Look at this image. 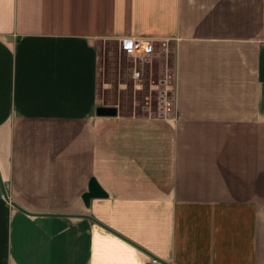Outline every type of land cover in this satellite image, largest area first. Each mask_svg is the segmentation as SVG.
<instances>
[{
  "label": "crops",
  "instance_id": "crops-1",
  "mask_svg": "<svg viewBox=\"0 0 264 264\" xmlns=\"http://www.w3.org/2000/svg\"><path fill=\"white\" fill-rule=\"evenodd\" d=\"M118 37L175 43L172 116L96 113ZM263 173L264 0H0V264H264Z\"/></svg>",
  "mask_w": 264,
  "mask_h": 264
},
{
  "label": "rangeland",
  "instance_id": "rangeland-1",
  "mask_svg": "<svg viewBox=\"0 0 264 264\" xmlns=\"http://www.w3.org/2000/svg\"><path fill=\"white\" fill-rule=\"evenodd\" d=\"M122 38L98 43V105L119 114L172 116L175 43L154 41L152 52L132 58L121 52ZM134 68L138 79L131 76Z\"/></svg>",
  "mask_w": 264,
  "mask_h": 264
},
{
  "label": "built area",
  "instance_id": "built-area-1",
  "mask_svg": "<svg viewBox=\"0 0 264 264\" xmlns=\"http://www.w3.org/2000/svg\"><path fill=\"white\" fill-rule=\"evenodd\" d=\"M120 50L121 52L127 56L136 58L141 54H147L152 52L153 49V41L146 39H138L125 37L120 40ZM131 76L133 79H138L140 77V72L135 68L131 72ZM148 264H167L163 263L156 259H151Z\"/></svg>",
  "mask_w": 264,
  "mask_h": 264
},
{
  "label": "water",
  "instance_id": "water-1",
  "mask_svg": "<svg viewBox=\"0 0 264 264\" xmlns=\"http://www.w3.org/2000/svg\"><path fill=\"white\" fill-rule=\"evenodd\" d=\"M96 113L101 116H110L116 115L117 110L114 107L99 106L96 109ZM104 196H106V192L104 191V189L99 185V183L94 177H91L88 182L87 191L82 194V200L84 205L88 206L91 198Z\"/></svg>",
  "mask_w": 264,
  "mask_h": 264
}]
</instances>
